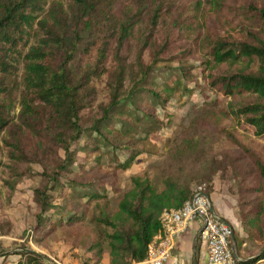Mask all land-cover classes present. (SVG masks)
Returning <instances> with one entry per match:
<instances>
[{"label":"trees","instance_id":"obj_1","mask_svg":"<svg viewBox=\"0 0 264 264\" xmlns=\"http://www.w3.org/2000/svg\"><path fill=\"white\" fill-rule=\"evenodd\" d=\"M21 48L22 70L15 81ZM182 51L199 58L205 85L223 98L211 102L215 118L245 124L253 137L264 139V0H0L1 187L8 199L22 175L14 165H40L32 200L44 234L62 226L82 235L74 225L88 218L91 206V240L72 242L92 253L93 264L104 251L109 264L145 259L147 244L160 231V212L189 198L191 178L178 165L162 172L159 186L134 174L124 190H117L112 176L129 166L130 154L109 170L98 163L81 164L74 181L67 178L68 170L63 172L70 145L93 132L113 149H129L125 141L114 142L115 136L128 139L131 125L123 116L157 120L140 96L162 103L165 98L149 81L153 67L163 61L180 63ZM209 126L248 159L242 176L250 182L239 188L235 212L247 239L231 228L230 244L239 264H250L264 258V248L241 250L244 241L264 240V148L244 144L216 124ZM58 150L66 156L61 158ZM60 178L73 190L76 203L64 220H52L45 215L51 206L48 191ZM107 190L117 195L112 209ZM20 254L15 264H46L34 252Z\"/></svg>","mask_w":264,"mask_h":264},{"label":"rangeland","instance_id":"obj_2","mask_svg":"<svg viewBox=\"0 0 264 264\" xmlns=\"http://www.w3.org/2000/svg\"><path fill=\"white\" fill-rule=\"evenodd\" d=\"M19 51L15 81L20 77L21 55L25 48ZM178 57L181 58L180 63L163 61L153 67L149 81L161 94V98H165L162 103L145 93L140 96H143L146 105L153 109L157 120L150 122L147 118H138L132 114L123 116L131 125L126 135L128 139L115 136L114 142L121 144L125 141L129 149L122 147L113 149L95 133H84L70 145L68 161L65 162L63 172L68 170L67 178L77 181L74 174L80 172L78 166L81 164L90 167L91 164L98 163L101 169L109 170L110 165H116L125 157L134 154L129 166L116 170L112 176L113 187L122 191L127 187V178L130 175L141 174L154 186H159L164 170L182 165L184 174L191 178L190 189L195 184L204 183L206 192L210 194L214 183L215 193L219 197L223 195L230 197L231 202L227 205L235 214L239 188L250 182L248 175L245 178V175L242 176L243 171L249 167L248 159L235 144L209 125L223 127L240 142L244 144L250 142L257 149L264 148V139L253 137L252 128L245 124L237 125L225 117L216 119L217 111L211 102L215 97L220 100L223 98L212 93L205 85L199 58L186 56L185 51ZM97 88L99 89L97 99H100L102 97L100 85ZM117 127L118 124L114 123V129ZM57 154L61 158L66 156L61 150H58ZM0 159L5 161L2 149ZM14 166L15 172L22 175L8 199L1 187L0 172V256H3V259L10 257L17 262L21 258L20 252L29 250L41 255L46 264H93L95 259L92 253L85 250L83 245L72 242L82 241L87 244L91 240V206L88 218L83 220L85 226L82 225L83 222L80 226L74 225L80 229L82 235H77L76 228L61 229L62 226H56L52 232L44 234L38 230L35 218L38 208L32 200V189L39 181L41 167L35 162ZM53 185L48 191L51 206L45 215L52 220L58 219L59 216L64 220L67 211L76 203L72 196L74 192L63 178L58 179ZM73 186L74 191L76 189L81 191L77 185ZM106 196L110 199L112 209L117 195L107 190ZM237 227V230L231 228L240 237L246 238V233L239 223ZM261 241L263 242L244 241L241 250L245 253L259 247L258 249L262 251L264 240ZM133 263L138 262L132 261L128 264ZM184 264H193L192 259Z\"/></svg>","mask_w":264,"mask_h":264},{"label":"built area","instance_id":"obj_3","mask_svg":"<svg viewBox=\"0 0 264 264\" xmlns=\"http://www.w3.org/2000/svg\"><path fill=\"white\" fill-rule=\"evenodd\" d=\"M189 198L178 208L163 209L158 221V231L147 244V256L141 264H182L172 257L176 238L190 222L198 225V238L204 249L206 264H239V257L233 255L230 244L231 227L220 220L211 208L205 184L191 187ZM250 264H264V258Z\"/></svg>","mask_w":264,"mask_h":264},{"label":"crops","instance_id":"obj_4","mask_svg":"<svg viewBox=\"0 0 264 264\" xmlns=\"http://www.w3.org/2000/svg\"><path fill=\"white\" fill-rule=\"evenodd\" d=\"M213 190L209 194V199L211 203V208L214 211L215 215L219 218L227 222L234 230L238 229V222L236 220L234 210L229 209L227 205L230 203V197L227 198V195H223L219 197L218 194L215 193V185L212 184ZM198 232V225L195 222H190L185 230L176 238V242L174 245V249L172 251V257L181 261L182 264L187 262L190 259L195 258V242L197 241L196 234ZM195 241V242H194ZM197 244V263L195 264H206L204 258V249L200 240ZM16 261L10 257L0 256V264H15ZM98 264H109V258L106 251L101 253V257ZM134 264V263H133ZM135 264H141L140 262ZM165 264H170L167 261Z\"/></svg>","mask_w":264,"mask_h":264},{"label":"water","instance_id":"obj_5","mask_svg":"<svg viewBox=\"0 0 264 264\" xmlns=\"http://www.w3.org/2000/svg\"><path fill=\"white\" fill-rule=\"evenodd\" d=\"M220 220H222V219H220ZM222 221H224V220H222ZM198 235H199V231L197 232V234H196V238L195 239H197L198 238ZM195 242V241H194ZM26 251H29V250H26ZM232 253H233V255H236L235 254V252H234V248L232 247ZM192 262H193V264H195V258L193 257V259H192Z\"/></svg>","mask_w":264,"mask_h":264}]
</instances>
